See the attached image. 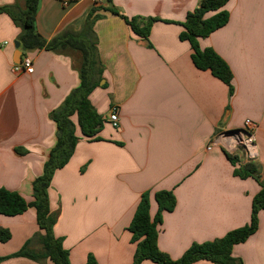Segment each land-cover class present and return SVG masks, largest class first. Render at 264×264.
Returning <instances> with one entry per match:
<instances>
[{
  "label": "crops",
  "instance_id": "1",
  "mask_svg": "<svg viewBox=\"0 0 264 264\" xmlns=\"http://www.w3.org/2000/svg\"><path fill=\"white\" fill-rule=\"evenodd\" d=\"M63 1L41 2L37 28L47 40L70 27L81 31L95 3L108 5L106 0H68V6ZM201 1L113 0L128 17L158 20L148 39L137 36L121 17L99 12L103 17L94 31L105 79L90 98L105 120L101 140H88L78 128L76 151L50 187L51 208L59 215L55 234L63 239L71 264H86L90 255L99 264H133L136 244L129 227L147 192L152 218L159 210L157 192L176 196L174 211L162 215L158 239L160 250L173 260L194 244L222 238L251 221L261 186L253 178L235 176L237 168L217 139L251 121L255 163L264 173V0H231L228 24L200 39L201 48H212L229 65L233 95L223 81L194 65L192 47L181 39L183 23ZM24 4L0 0V6ZM20 33L8 15H0V189L32 202L33 183L57 143L51 115L80 85L82 56L73 50L25 55L21 47L35 72L17 74ZM113 108L118 109L117 127L109 119ZM1 229L12 234L10 241L0 242L2 259L41 232L35 209L15 217L0 214ZM232 255L243 264H264V210L258 231L235 245ZM0 264L42 263L21 257Z\"/></svg>",
  "mask_w": 264,
  "mask_h": 264
},
{
  "label": "trees",
  "instance_id": "2",
  "mask_svg": "<svg viewBox=\"0 0 264 264\" xmlns=\"http://www.w3.org/2000/svg\"><path fill=\"white\" fill-rule=\"evenodd\" d=\"M231 0H202L200 6L189 13L183 23L184 32L181 39L190 43L194 65L202 71H210L223 81L233 95L235 92L234 76L226 61L212 48H201L200 39L209 37L215 31L226 26L230 13L226 6ZM42 0H25L23 7L0 6V15H8L21 33L19 42L26 55L33 51L63 52L73 50L82 56L80 67V85L73 90L62 106L51 115L58 127L57 143L50 152L44 165L43 174L33 183L32 202H28L20 193L0 189V214L15 217L29 209H35L40 234L28 241L24 247L8 258H28L38 263L51 261L53 264H71L70 253L63 246V239L55 234L59 215L54 213L50 203V187L55 173L63 169L72 159L79 141L77 129L90 141L101 140L99 134L104 126V117L98 113L91 102L92 93L101 86L105 79V69L100 58L98 37L94 26L103 16L101 11L111 12L121 17L132 31L143 39H148L155 18L128 17L113 6V0H106L108 5L95 3L84 17L81 31L67 28L52 40L45 39L38 31L37 16ZM106 86V85H105ZM76 118V121L74 120ZM224 150V149H223ZM230 162L236 167L237 156L225 151ZM239 168V167H238ZM235 169L234 174L242 179H255L261 189L253 199L252 216L248 225L229 232L226 236L203 244L191 246L182 258L173 260L162 252L158 245L159 225L164 212L174 211L177 199L172 191H160L155 194L158 213L152 218L150 193H144L137 206L134 218L129 227L132 242L136 244L133 264L152 261L156 264H195L209 261L214 264H243L233 257L235 245L246 242L259 229V214L264 210V173L255 162H250ZM12 234L7 229L0 230V242L7 243ZM36 249L32 248L34 245ZM86 264H99L90 255Z\"/></svg>",
  "mask_w": 264,
  "mask_h": 264
},
{
  "label": "built area",
  "instance_id": "3",
  "mask_svg": "<svg viewBox=\"0 0 264 264\" xmlns=\"http://www.w3.org/2000/svg\"><path fill=\"white\" fill-rule=\"evenodd\" d=\"M63 2L65 6L69 5L68 0H64ZM14 72L17 74L33 75L35 72L33 60L29 56H23L22 62L14 65ZM109 119L115 127L118 126L119 114L117 108L112 109ZM217 141L229 154L237 156L238 165L242 166L250 162H255L258 157L254 126L251 125V121H247L246 128L240 129V132L235 134L224 133L218 137ZM211 149L212 145L209 150Z\"/></svg>",
  "mask_w": 264,
  "mask_h": 264
},
{
  "label": "water",
  "instance_id": "4",
  "mask_svg": "<svg viewBox=\"0 0 264 264\" xmlns=\"http://www.w3.org/2000/svg\"><path fill=\"white\" fill-rule=\"evenodd\" d=\"M15 48L17 49V53H16V56H15L14 62L16 64H20L22 62L23 52L21 50V43L19 41L15 42ZM103 84H104V80L101 82V85H103ZM238 132H240V130L228 131L227 133L228 134H235V133H238Z\"/></svg>",
  "mask_w": 264,
  "mask_h": 264
},
{
  "label": "rangeland",
  "instance_id": "5",
  "mask_svg": "<svg viewBox=\"0 0 264 264\" xmlns=\"http://www.w3.org/2000/svg\"><path fill=\"white\" fill-rule=\"evenodd\" d=\"M81 64H82V62H81ZM100 87H101V86H100ZM100 87H99V88H100ZM97 89H98V88H97ZM242 166H243V165H242ZM238 167L240 168L241 165H238V163H237V164H236V168H238ZM239 168H238V169H239ZM34 246H36V245H34Z\"/></svg>",
  "mask_w": 264,
  "mask_h": 264
},
{
  "label": "bare ground",
  "instance_id": "6",
  "mask_svg": "<svg viewBox=\"0 0 264 264\" xmlns=\"http://www.w3.org/2000/svg\"><path fill=\"white\" fill-rule=\"evenodd\" d=\"M232 139V138H231Z\"/></svg>",
  "mask_w": 264,
  "mask_h": 264
}]
</instances>
